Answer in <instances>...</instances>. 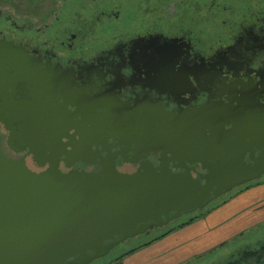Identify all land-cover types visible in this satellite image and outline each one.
Listing matches in <instances>:
<instances>
[{
	"label": "flooded vegetation",
	"instance_id": "af4514ba",
	"mask_svg": "<svg viewBox=\"0 0 264 264\" xmlns=\"http://www.w3.org/2000/svg\"><path fill=\"white\" fill-rule=\"evenodd\" d=\"M35 13L0 6V45L13 50L16 85L0 91V104L51 118L63 173L98 172L102 159L121 173L146 160L156 167L160 151L134 142L142 134L164 136L172 123L209 134L218 107L264 99V0H43ZM0 135L8 157L35 172L49 167L2 121ZM211 264H264V236Z\"/></svg>",
	"mask_w": 264,
	"mask_h": 264
},
{
	"label": "water",
	"instance_id": "95a60500",
	"mask_svg": "<svg viewBox=\"0 0 264 264\" xmlns=\"http://www.w3.org/2000/svg\"><path fill=\"white\" fill-rule=\"evenodd\" d=\"M13 54L0 45V84L8 81L0 91L16 86L7 70ZM213 115L209 134L173 123L152 139L144 130L134 142L150 144L154 155L160 151L156 167L146 160L133 174L121 173L115 161L102 159L98 172L63 173L57 163L62 153L55 151L60 134L51 118L32 120L16 102L0 104V121L11 137L49 164L35 172L24 159L4 154L0 143V264H91L264 176V99L249 96L242 107H218ZM170 162L180 170L172 171ZM194 163L199 170L188 166Z\"/></svg>",
	"mask_w": 264,
	"mask_h": 264
},
{
	"label": "crops",
	"instance_id": "0c3cea01",
	"mask_svg": "<svg viewBox=\"0 0 264 264\" xmlns=\"http://www.w3.org/2000/svg\"><path fill=\"white\" fill-rule=\"evenodd\" d=\"M243 190L239 191L237 197L246 199L217 207L185 228L174 229L147 248L126 256L125 264H180L238 237L251 227L254 220L261 217L262 214L249 210L264 201V184L252 185Z\"/></svg>",
	"mask_w": 264,
	"mask_h": 264
},
{
	"label": "rangeland",
	"instance_id": "374dc122",
	"mask_svg": "<svg viewBox=\"0 0 264 264\" xmlns=\"http://www.w3.org/2000/svg\"><path fill=\"white\" fill-rule=\"evenodd\" d=\"M42 1L43 0H0V6L8 7V8L13 7L17 12H20L21 14L22 13H29V14L33 15V14H36L35 12L38 9V5H40V2H42ZM262 184H264V178H262V180L260 182H257L255 185H262ZM239 191H240V188L235 189V190L227 193V195L225 197H221L219 199H216V201L209 204V206L207 207L206 210H208V212H212L217 207L232 204L233 202L238 203L239 200L246 199L247 197L244 199H241V197H239V198L237 197V196H239V193H240ZM243 191H245V190H243ZM233 204H235V203H233ZM251 210L254 211L253 213L256 212V213L262 214L261 215L262 218L260 217L259 218L260 220L258 218L256 220H254L255 222H253L251 224V227H249L248 229H245L238 237H234L233 239L227 241L226 243H224L222 245H218L217 247L208 250L206 253L195 255V257L187 259L180 264H211V262L216 261L218 259V257L221 256V254H226L227 252H229L230 248L232 249V248L236 247L237 245H240L242 242L253 241L254 239H258V238H261L262 236H264V201H263V203H259V204L252 206V208L249 211L251 212ZM187 218L188 217L183 216L182 219H180L179 221H181V220L185 221ZM261 219H263V220H261ZM184 226L186 227V225H184ZM164 237H161L159 239H162ZM147 240H148V238L144 237V238L140 239L139 241L133 242L131 245L126 246L124 250L121 249L117 252H114L112 254L113 255L112 258L108 257L102 261H97L93 264H119V262L116 260V258L118 256L125 253V251L127 249L133 248V247L137 246L138 243H142V242L147 241ZM155 242L156 241H154L153 243H155ZM153 243H151V244H153ZM151 244H149L148 246H150ZM147 247H143V248H147ZM124 260H125V258L122 261L123 264H125Z\"/></svg>",
	"mask_w": 264,
	"mask_h": 264
},
{
	"label": "trees",
	"instance_id": "16d2710c",
	"mask_svg": "<svg viewBox=\"0 0 264 264\" xmlns=\"http://www.w3.org/2000/svg\"><path fill=\"white\" fill-rule=\"evenodd\" d=\"M208 210L202 211V212H198L196 214H193V216H189L185 221L179 222V223H175V224H171V226L162 229L158 234H155L152 237H148L147 241H144L142 243H138L137 246L133 247V248H129L125 251V253H123L122 255L118 256L116 258V260L119 262V264H123L122 261L123 259L127 256V255H131L132 253L136 252L138 249H141L143 247H147L149 244L153 243L154 241L159 240V238L164 237L168 234H170L174 229H178V228H182V226L184 225H188L192 222H194V220L201 218L203 215H205V213H207ZM125 248V247H123ZM121 248V249H123ZM124 250V249H123ZM113 253L111 252L107 257L105 258H112ZM117 254V253H116ZM105 258H102L101 260H97V261H102ZM95 261V262H97ZM93 262V263H95ZM91 263V264H93Z\"/></svg>",
	"mask_w": 264,
	"mask_h": 264
}]
</instances>
